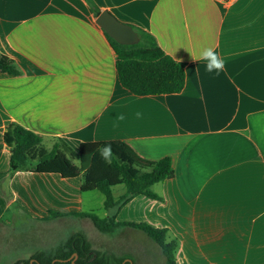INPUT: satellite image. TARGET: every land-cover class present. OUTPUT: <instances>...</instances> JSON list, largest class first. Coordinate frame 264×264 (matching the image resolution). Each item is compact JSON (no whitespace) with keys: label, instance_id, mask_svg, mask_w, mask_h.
Instances as JSON below:
<instances>
[{"label":"crops","instance_id":"1","mask_svg":"<svg viewBox=\"0 0 264 264\" xmlns=\"http://www.w3.org/2000/svg\"><path fill=\"white\" fill-rule=\"evenodd\" d=\"M92 2L151 34L183 67L185 87L147 97L123 88L86 0H0V53L20 72L0 71V264L49 255L74 234L132 264L166 261L139 230L104 235L88 218H52L96 207L81 178L10 176L4 133L12 123L74 150L122 141L146 160L170 158L174 178L153 187L163 201L136 197L116 221L169 229L177 264H264V0ZM206 47L225 61L219 74L198 58Z\"/></svg>","mask_w":264,"mask_h":264},{"label":"trees","instance_id":"2","mask_svg":"<svg viewBox=\"0 0 264 264\" xmlns=\"http://www.w3.org/2000/svg\"><path fill=\"white\" fill-rule=\"evenodd\" d=\"M100 15L92 0H86ZM139 36L135 45H121L107 39L116 54V69L119 83L138 97L179 94L185 87L186 76L183 67L167 55L156 39L145 31L133 27ZM0 71L18 76L15 64L0 53ZM4 143L10 153L9 174L18 173L54 174L63 179L81 178V191L100 192L104 209L110 213L99 218L93 213L53 214L52 218L76 216L88 218L95 229L104 235L115 233L120 227H129L145 233L161 249L165 264H176L178 240L167 235V229L153 228L147 224H129L116 221L120 209L134 198L144 196L150 200L163 201L153 187L174 178L172 160L165 158L149 161L140 157L122 141L93 142L81 144L78 150L71 148L60 138H44L22 126L12 123L4 133ZM110 143L113 156L111 162L104 161L97 148ZM123 186L125 193L116 198L114 188ZM14 264H132L120 258L92 248L82 234H74L53 253H37L29 260Z\"/></svg>","mask_w":264,"mask_h":264},{"label":"water","instance_id":"3","mask_svg":"<svg viewBox=\"0 0 264 264\" xmlns=\"http://www.w3.org/2000/svg\"><path fill=\"white\" fill-rule=\"evenodd\" d=\"M103 31L121 45H135L140 39L132 26L115 18L110 12L103 11L96 20Z\"/></svg>","mask_w":264,"mask_h":264},{"label":"clouds","instance_id":"4","mask_svg":"<svg viewBox=\"0 0 264 264\" xmlns=\"http://www.w3.org/2000/svg\"><path fill=\"white\" fill-rule=\"evenodd\" d=\"M200 60L206 62L205 69L207 72H216L219 74L224 70L225 61L218 55V53L211 47L204 48L198 57ZM192 61L195 62L196 57H191ZM140 116V113H137V117ZM119 120H123L124 116L121 114L118 116ZM99 152L101 158L106 162H111L113 152L110 143L104 144L103 146L96 149Z\"/></svg>","mask_w":264,"mask_h":264},{"label":"rangeland","instance_id":"5","mask_svg":"<svg viewBox=\"0 0 264 264\" xmlns=\"http://www.w3.org/2000/svg\"><path fill=\"white\" fill-rule=\"evenodd\" d=\"M123 189H124L123 186L115 187L113 189L114 195L119 196L122 193ZM85 197L86 198L91 197L92 205H95V207H96L93 211L94 212L93 214L97 215L99 218H104V215L106 214V211L104 209V200H105L104 196L100 192L94 191V192L86 193ZM164 214H165V212L161 213L162 218H164ZM153 228H155V227H153ZM167 230L169 231L167 238H168V236L170 238H173V239L176 238L178 240L177 242H178V248H179V239L176 236H174L169 229H167ZM16 232H18V231H16ZM177 252H178V250H177ZM162 260H163V257H162ZM177 261L178 260H177V254H176V264H177ZM10 264H12V263H10ZM156 264H157V262H156Z\"/></svg>","mask_w":264,"mask_h":264},{"label":"built area","instance_id":"6","mask_svg":"<svg viewBox=\"0 0 264 264\" xmlns=\"http://www.w3.org/2000/svg\"><path fill=\"white\" fill-rule=\"evenodd\" d=\"M232 1H236V0H232Z\"/></svg>","mask_w":264,"mask_h":264}]
</instances>
